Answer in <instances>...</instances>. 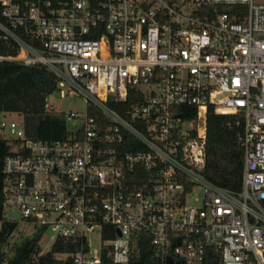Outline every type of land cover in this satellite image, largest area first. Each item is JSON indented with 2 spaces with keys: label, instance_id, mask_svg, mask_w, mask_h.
<instances>
[{
  "label": "built area",
  "instance_id": "built-area-1",
  "mask_svg": "<svg viewBox=\"0 0 264 264\" xmlns=\"http://www.w3.org/2000/svg\"><path fill=\"white\" fill-rule=\"evenodd\" d=\"M0 35V61L86 104L58 114L65 140L0 121L4 207L43 229L40 254L62 239L73 264H132L143 235L158 264H264V0H0ZM211 111L243 128L238 190L205 177Z\"/></svg>",
  "mask_w": 264,
  "mask_h": 264
},
{
  "label": "trees",
  "instance_id": "trees-1",
  "mask_svg": "<svg viewBox=\"0 0 264 264\" xmlns=\"http://www.w3.org/2000/svg\"><path fill=\"white\" fill-rule=\"evenodd\" d=\"M16 49L10 40L0 35V55L14 54ZM57 92L55 76L44 68L24 66L15 62L0 61V115L15 113L22 117L25 134L29 138L44 141L65 140L71 132L68 122L47 109V99ZM134 92L122 104H109L125 114L126 108L136 102ZM187 109L186 118L194 117V107ZM91 114L95 111L91 110ZM242 126L230 115H208L207 167L205 177L212 183L228 189H240L243 172V150L240 146ZM128 138L123 151L135 150ZM14 142L0 137V264H73L72 254L78 249L76 243L58 239L52 248L41 253L40 240L43 229L32 237L11 243L18 223L5 216L3 195V164L13 153ZM140 147L137 146L136 149ZM132 264H158V258L150 239L141 236L132 257ZM202 264H221L217 256L208 255Z\"/></svg>",
  "mask_w": 264,
  "mask_h": 264
},
{
  "label": "rangeland",
  "instance_id": "rangeland-1",
  "mask_svg": "<svg viewBox=\"0 0 264 264\" xmlns=\"http://www.w3.org/2000/svg\"><path fill=\"white\" fill-rule=\"evenodd\" d=\"M48 110L53 111L57 114H65L69 112L84 114L86 110L85 101L78 97H62L60 93L55 92L54 94L50 95L47 99ZM19 121L22 120V117L15 113H10L5 116H0V121ZM1 135V133H0ZM197 194H201V190H197ZM5 216L8 220L16 221L18 223L17 229L13 234L11 243L21 241L26 237H32L35 234V228L33 224L24 222L18 212L6 209ZM50 235V232L47 233V236Z\"/></svg>",
  "mask_w": 264,
  "mask_h": 264
}]
</instances>
